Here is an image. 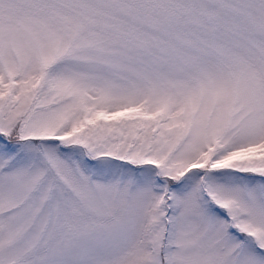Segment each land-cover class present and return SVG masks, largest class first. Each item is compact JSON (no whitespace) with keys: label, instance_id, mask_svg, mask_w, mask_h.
Returning a JSON list of instances; mask_svg holds the SVG:
<instances>
[{"label":"snow or ice","instance_id":"6c2138e0","mask_svg":"<svg viewBox=\"0 0 264 264\" xmlns=\"http://www.w3.org/2000/svg\"><path fill=\"white\" fill-rule=\"evenodd\" d=\"M0 264H264V0H0Z\"/></svg>","mask_w":264,"mask_h":264}]
</instances>
